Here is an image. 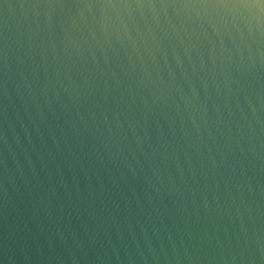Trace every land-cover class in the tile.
Segmentation results:
<instances>
[{
	"label": "water",
	"instance_id": "95a60500",
	"mask_svg": "<svg viewBox=\"0 0 264 264\" xmlns=\"http://www.w3.org/2000/svg\"><path fill=\"white\" fill-rule=\"evenodd\" d=\"M0 264H264V0H0Z\"/></svg>",
	"mask_w": 264,
	"mask_h": 264
}]
</instances>
